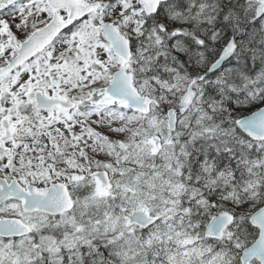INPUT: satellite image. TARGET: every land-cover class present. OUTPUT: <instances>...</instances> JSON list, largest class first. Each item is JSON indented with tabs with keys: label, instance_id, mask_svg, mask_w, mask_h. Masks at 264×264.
I'll return each mask as SVG.
<instances>
[{
	"label": "snow or ice",
	"instance_id": "obj_1",
	"mask_svg": "<svg viewBox=\"0 0 264 264\" xmlns=\"http://www.w3.org/2000/svg\"><path fill=\"white\" fill-rule=\"evenodd\" d=\"M0 264H264V0H0Z\"/></svg>",
	"mask_w": 264,
	"mask_h": 264
}]
</instances>
